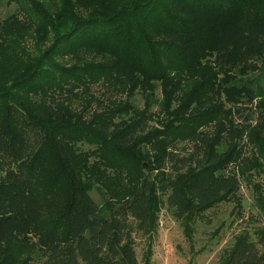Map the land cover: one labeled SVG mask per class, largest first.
Returning a JSON list of instances; mask_svg holds the SVG:
<instances>
[{
  "label": "trees",
  "instance_id": "1",
  "mask_svg": "<svg viewBox=\"0 0 264 264\" xmlns=\"http://www.w3.org/2000/svg\"><path fill=\"white\" fill-rule=\"evenodd\" d=\"M9 1L16 8L0 18V68L15 61L17 72L0 85V264L13 256L11 204L20 193L29 201L47 193L53 180L55 194L65 191L62 201L68 199L53 217L65 214L66 236L39 247L41 264H135L129 218L149 225L158 198L178 219L189 218L240 185L232 169L225 178L217 171L251 163L249 147L264 129V18L240 23L256 0ZM74 51L79 61L64 63ZM180 79L202 80L179 106L154 101L168 108L162 127L146 128L152 103L136 113L130 99L112 100L88 119L85 107L75 112L67 105L98 83L124 84L130 97L137 86ZM205 92L217 98L215 109L201 110ZM212 121V130L201 129ZM181 138L198 151L206 147L203 157L179 150ZM12 165L24 183L12 178ZM105 169L119 181L126 172L139 175L118 194ZM257 200L262 223L238 236L224 264H264V196Z\"/></svg>",
  "mask_w": 264,
  "mask_h": 264
},
{
  "label": "rangeland",
  "instance_id": "2",
  "mask_svg": "<svg viewBox=\"0 0 264 264\" xmlns=\"http://www.w3.org/2000/svg\"><path fill=\"white\" fill-rule=\"evenodd\" d=\"M117 4V1L116 3ZM14 2L1 0L0 18H5L15 12ZM264 18V0H256L247 14L240 19L241 25L251 21ZM50 41L46 35L41 43V47H46ZM28 42L34 44L33 36ZM81 58L80 51H74L63 58L64 63H74ZM92 60L91 57L87 58ZM10 66L5 64L0 68V76L6 75V79L0 78V85L9 83L17 70L14 71L15 61H9ZM254 76L255 74H251ZM202 79H180L176 85L169 83L159 84L158 87L142 85L133 89L134 94L128 97L127 88L124 84L115 88H109L100 83L91 85L87 90L78 95L68 98V107L78 112L83 109V117L88 119L93 111H100L104 106H110L111 101L120 103L124 99L130 102L139 110L136 113L145 111L147 107V129L162 127L168 120L167 109L155 100H161L166 105L174 108L186 102L196 83ZM264 86V77L261 79ZM81 90V88H80ZM142 91V92H141ZM201 97L207 99V106L201 105V110L209 111L219 105L212 94L205 92ZM147 106V107H146ZM189 107H194V102ZM134 114V112L129 111ZM237 115V112H236ZM128 115H124L127 117ZM240 121V118L236 119ZM215 122L202 126L201 129L210 131L214 128ZM261 134V135H260ZM257 146L249 147L247 157L252 162L249 164L235 166L228 164L225 168L217 171L221 178L227 177L231 169L240 178V185L227 194L223 199L215 203L208 209L193 215L189 218L178 219L174 216L173 210L167 207L164 198L157 199L155 219L145 227H138L137 223L129 218L133 227V247L135 252V264H224L228 252L234 246L238 236L244 232L252 231L254 227L262 223L258 197L264 196V129L259 132ZM178 149L186 147L187 151L194 152L196 159H201L206 151V147L198 151L195 143L186 138L177 140ZM82 149H87V144H82ZM184 153V150L183 152ZM166 168L170 171L169 166ZM245 167V169H244ZM10 168V166H9ZM12 178L18 179L19 183L24 180L21 170L17 165H12ZM237 171V172H235ZM139 172V171H138ZM138 172L132 171L130 174H122L125 180L119 181L111 170L105 169L108 187L118 194L130 191L138 179ZM24 183V182H23ZM20 185V184H18ZM47 188V189H46ZM48 190V187H43ZM54 180L50 190L43 192L37 197L26 200L25 195L20 193L15 203L10 207V219L8 228L13 239V256L11 264H41L43 253L39 247L46 246L53 242H61L65 239V214L55 221L56 216L61 212L60 205H65L66 192L55 194ZM92 198L99 202V195L95 190H90ZM47 194H50L47 197Z\"/></svg>",
  "mask_w": 264,
  "mask_h": 264
}]
</instances>
